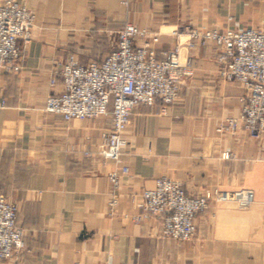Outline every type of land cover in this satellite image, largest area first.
<instances>
[{
    "label": "crops",
    "instance_id": "0c3cea01",
    "mask_svg": "<svg viewBox=\"0 0 264 264\" xmlns=\"http://www.w3.org/2000/svg\"><path fill=\"white\" fill-rule=\"evenodd\" d=\"M18 1L35 23L23 69L0 71V190L18 207L25 249L0 264H264V141L218 132L242 114L245 89L219 76L213 43L191 52L196 71L177 103L135 111L122 157L130 174L114 213L100 155L111 120L65 121L44 110L63 90L65 60H105L127 23L162 33V59L175 44L169 32L184 24L264 29V0ZM162 176L196 193L250 189L255 200L248 209L211 204L196 217L193 239H163L158 222L133 220L130 200Z\"/></svg>",
    "mask_w": 264,
    "mask_h": 264
},
{
    "label": "built area",
    "instance_id": "2783aa9c",
    "mask_svg": "<svg viewBox=\"0 0 264 264\" xmlns=\"http://www.w3.org/2000/svg\"><path fill=\"white\" fill-rule=\"evenodd\" d=\"M34 23L35 13L24 3L0 0V71L18 73L23 69L25 46L31 40ZM161 35L160 31L150 32L127 23L118 32L117 48L105 60L82 65L75 56L67 58L59 72L63 90L46 100L45 112L65 121L111 120L100 155L102 165L109 169L112 213L119 205L121 179L130 174L122 157L135 111L158 102L164 111L179 101L182 86L196 71L191 55L196 46L213 43L218 49L219 76L245 89L242 114L222 120L218 132L233 136L246 132L251 138L264 141V29L184 24L169 32L175 44L162 59L155 47ZM56 83L55 78L50 80L52 86ZM223 157L230 158V154ZM215 199L245 209L253 204L255 194L250 189H215L193 195L180 182L163 176L155 180L153 188L130 194L139 211L133 220H154L161 225L163 239L177 242L194 238L196 217ZM17 214V205L0 190V263L25 249V233L17 225Z\"/></svg>",
    "mask_w": 264,
    "mask_h": 264
},
{
    "label": "rangeland",
    "instance_id": "374dc122",
    "mask_svg": "<svg viewBox=\"0 0 264 264\" xmlns=\"http://www.w3.org/2000/svg\"><path fill=\"white\" fill-rule=\"evenodd\" d=\"M177 181V180H176ZM179 182V181H178ZM181 183V182H180ZM182 184V183H181ZM183 186V185H182ZM187 190V189H186ZM208 190H210V189H208ZM208 190H206L205 192H202V193H196V192H194V191H191V190H187L190 194H196V195H202V194H205ZM217 190H219V191H223V190H225V189H221V188H218ZM243 190V189H242ZM225 191H239V190H225ZM5 194V193H4ZM6 195V194H5ZM8 198V197H7ZM9 199V198H8ZM10 200V199H9ZM10 201H12V200H10ZM13 202V201H12ZM15 203V202H14ZM222 204V205H225V206H228V207H230V208H236V209H244V208H239V207H237L236 205H234V204H231V203H227V202H221V201H217V199H215L213 202H211V204ZM16 204V203H15ZM211 204H210V206H211ZM209 206V207H210ZM245 209H248V208H245Z\"/></svg>",
    "mask_w": 264,
    "mask_h": 264
}]
</instances>
